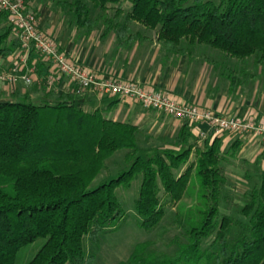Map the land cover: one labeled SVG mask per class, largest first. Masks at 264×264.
<instances>
[{
  "label": "trees",
  "instance_id": "obj_1",
  "mask_svg": "<svg viewBox=\"0 0 264 264\" xmlns=\"http://www.w3.org/2000/svg\"><path fill=\"white\" fill-rule=\"evenodd\" d=\"M112 8L121 21L107 20L104 35L115 32L120 47L139 40L130 31L137 24L155 31L158 42L177 53L187 51L186 43L228 59L256 57L264 66V0H76L71 7L78 23L89 28L97 23L92 9ZM12 33L8 14L0 11L2 60L20 50ZM42 89L46 100L39 103L20 89L0 100V264H16L20 252L39 239L46 241L27 264H94L85 240L96 244L119 226L125 214L116 191L129 188L139 175L135 211L146 231L164 219L159 182L167 201L177 204L195 176L200 206L186 222L187 240L176 255L154 254L142 243L120 264H264V172L238 209L245 222L220 214L228 184L222 165L238 155L239 140L226 152L221 138L195 147V125L185 121L173 141L178 151H159L144 160L137 126L109 120L100 109L85 112L75 104L84 94H57L46 83ZM122 150L128 171L88 191L105 162ZM262 158L264 152L256 164Z\"/></svg>",
  "mask_w": 264,
  "mask_h": 264
},
{
  "label": "crops",
  "instance_id": "obj_2",
  "mask_svg": "<svg viewBox=\"0 0 264 264\" xmlns=\"http://www.w3.org/2000/svg\"><path fill=\"white\" fill-rule=\"evenodd\" d=\"M40 28L46 35L54 38L52 32L45 29L44 24H41ZM110 38L112 43L117 42L116 34L113 32ZM118 48H115L116 53L118 50L123 54L121 62L115 59L116 56L106 58L104 55L100 59L93 58L88 62L85 55L79 60L76 59L69 47L60 48V50L72 61L98 77L130 80L148 91L168 94L179 103L197 105L229 117L264 121L263 65L248 64L249 59L245 60L247 61L245 64L236 59H229L227 62L225 57L224 60L228 64L224 61L219 64L213 63L209 61V58L195 52V47L183 54L172 51L158 42L157 36L154 41L141 38L127 47L118 46ZM17 54L18 52L7 60L0 58V73L12 65ZM40 62L39 56L35 53L31 60V65L36 70L32 85L26 86L23 82L15 86L0 84V100H8L9 97L5 98V95L16 89L28 91L32 100L37 98L46 100L42 87L50 71L46 64ZM53 89L57 94H62L73 91V85L63 77L55 82ZM75 104L85 112L100 109L107 119L130 123L137 126L139 131L149 127L152 133L148 137L153 139L161 137L162 141L166 138L174 140L183 123L156 110L145 109L131 99L100 96L92 92L84 94ZM207 130L204 124L194 126L191 144L195 147H203L199 133L207 132ZM216 138L222 139L224 152L234 141L241 142L240 152L231 159L232 164L237 166L244 168L256 166L257 158L264 152V138L236 137L230 134H223ZM205 139L211 144L215 137L208 135ZM167 144L170 143L167 142ZM160 149L178 151L173 145H166ZM259 170L264 172V158L259 163ZM244 176L248 175L245 173Z\"/></svg>",
  "mask_w": 264,
  "mask_h": 264
},
{
  "label": "rangeland",
  "instance_id": "obj_3",
  "mask_svg": "<svg viewBox=\"0 0 264 264\" xmlns=\"http://www.w3.org/2000/svg\"><path fill=\"white\" fill-rule=\"evenodd\" d=\"M75 1L76 0H26L25 3H27V11L36 15L39 26L44 24L45 29L52 32L54 36L53 40L56 42L59 49L69 47L70 52L74 54L78 60L85 55L89 62L93 58L95 60L98 58L100 59V57L104 55L106 58H114L116 56L115 59L121 62L123 54L118 50L116 53L115 48H118V43H112L110 38L112 32L104 35V31L107 28L105 24L107 20L113 19L115 21L114 23H116L117 20L121 21L120 18L118 19V16L114 17V9L112 8L108 12L92 9V19H97V23L89 28L81 26L78 23L77 16L74 10L71 9ZM129 7L130 4L125 2L123 10L127 12ZM130 31L133 34H139V39L145 38L151 41L156 39L155 31L146 30L137 24H132L130 26ZM113 33L115 34V32ZM15 37L13 32L11 39ZM182 48L188 51L191 50L186 43L183 44ZM195 52L209 58V61L213 63L219 64L221 61L227 63L229 60L218 51L205 46H195ZM34 55L35 53L33 52L31 54V60ZM95 56L97 58H95ZM224 59L227 62H225ZM249 60L248 62H240L243 64H245V62L248 64H259L256 57H252ZM40 63L43 64L42 61ZM11 93L12 91L6 94L5 98H8ZM33 101L39 103L42 100L37 98ZM151 133L152 129L144 127L138 134L139 156L144 160L162 151L160 148L166 145H173L174 140L166 138L162 141L161 137H156V139L148 137ZM200 140L204 142H202L201 146L209 142L206 139ZM167 142L170 144H167ZM126 153V150L118 151L109 158L105 162L104 170L90 184L88 191H94L128 171L129 166L125 161ZM193 160L194 157L191 161ZM255 165L256 166L244 168L232 164L229 158L228 161H225L222 165L224 173L228 178V184L222 192L220 202V214L222 216L229 215L235 217L240 222L246 221V219L239 214L238 209H241L246 204L245 193L250 190L255 183L261 184L263 172L259 170V164L255 162ZM245 173L248 176H244ZM141 181L142 176L139 175L133 180L129 188H118L116 191L125 214L119 226L101 235L96 244L89 242L87 239L85 240L87 252L95 256L94 264H120L125 262L130 257L134 248L142 243H149L150 252L154 254L173 256L176 255L179 243L183 244L186 242V222L191 216H195L196 208L200 206L198 200L199 188L195 176L192 177L184 198L177 204L167 201L166 197L163 195L162 185L159 182V195L165 215L161 224L152 231H146L141 227L143 219L139 217L135 211V203L139 196ZM45 241V239H39L32 245L25 247L20 252L16 264H27L31 261ZM207 244H209V241L206 242V245Z\"/></svg>",
  "mask_w": 264,
  "mask_h": 264
},
{
  "label": "built area",
  "instance_id": "obj_4",
  "mask_svg": "<svg viewBox=\"0 0 264 264\" xmlns=\"http://www.w3.org/2000/svg\"><path fill=\"white\" fill-rule=\"evenodd\" d=\"M0 11L8 14L9 25L21 43L15 61L0 73V83L15 86L22 81L26 86L32 85L35 69L29 61L33 51L48 66L50 75L45 83L50 89L65 77L78 95L92 92L100 96L131 99L145 109L156 110L182 122L195 126L204 124L208 130L200 131L202 140L208 135L216 138L223 134L264 138V121L229 117L197 105L179 103L168 94L148 91L130 80L98 77L58 48L53 38L41 30L36 15L27 11L25 0H0Z\"/></svg>",
  "mask_w": 264,
  "mask_h": 264
}]
</instances>
